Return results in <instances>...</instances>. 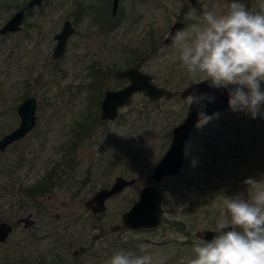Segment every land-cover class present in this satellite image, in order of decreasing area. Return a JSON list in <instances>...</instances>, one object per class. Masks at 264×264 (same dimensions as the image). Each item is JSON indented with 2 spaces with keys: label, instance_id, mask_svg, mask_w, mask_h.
<instances>
[{
  "label": "rangeland",
  "instance_id": "1",
  "mask_svg": "<svg viewBox=\"0 0 264 264\" xmlns=\"http://www.w3.org/2000/svg\"><path fill=\"white\" fill-rule=\"evenodd\" d=\"M27 1L0 0V26ZM111 2L43 0L26 10L19 29L0 33V137L19 123L18 104L36 98L34 126L0 150V220L12 223L0 242V264H106L121 249L189 264L194 245L205 240L194 231L213 228L223 199H250L264 187V106L255 118L229 106L203 126L198 121L180 171L149 178L185 115L179 92L193 81L164 37L176 20L182 29L202 24L205 10L225 14L233 0H119L114 14ZM243 2L264 11V0ZM65 19L76 30L55 59L54 33ZM130 65L173 95L152 100L135 92L117 117L100 120L104 88L124 85L127 79L114 72ZM118 174L134 182L107 199L104 210L88 209L85 199ZM249 177L259 184L249 187ZM146 183L162 193L159 225L112 230ZM29 184H39L41 193H24ZM28 212L34 224L16 222Z\"/></svg>",
  "mask_w": 264,
  "mask_h": 264
},
{
  "label": "clouds",
  "instance_id": "2",
  "mask_svg": "<svg viewBox=\"0 0 264 264\" xmlns=\"http://www.w3.org/2000/svg\"><path fill=\"white\" fill-rule=\"evenodd\" d=\"M202 24L178 29L170 38L179 61L193 85L227 89L232 111H245L255 118L264 106V11H249L243 0H233L225 14L205 10ZM191 107L200 105L198 127L212 117L202 110L215 97L193 91L183 99ZM218 115V114H217ZM259 184L254 178L244 181ZM223 211L215 218L211 241L193 247L189 264H264V187H256L251 198L243 194L226 196ZM231 229V230H228ZM106 264H166L159 254L137 255L123 249Z\"/></svg>",
  "mask_w": 264,
  "mask_h": 264
},
{
  "label": "water",
  "instance_id": "3",
  "mask_svg": "<svg viewBox=\"0 0 264 264\" xmlns=\"http://www.w3.org/2000/svg\"><path fill=\"white\" fill-rule=\"evenodd\" d=\"M43 0H28L21 8L14 13L0 26V33L4 34L8 31H15L21 27L22 20L27 9L34 5L40 4ZM119 0L112 1V13L116 12ZM184 22L176 20L173 22L164 37V42L169 43L171 36L178 29H182ZM76 28L71 21L66 19L61 28L54 33L55 44L52 49V56L57 59L65 51L68 37L74 33ZM115 75L126 78L127 82L117 88L106 87L100 100V120L113 119L118 116L119 108L130 102L135 92H142L152 100L158 98L170 97L173 91L165 86L155 83L152 74L144 71L137 65H130L117 69ZM199 93H206L215 97L211 103L204 101L206 107L202 110L206 115H210L216 111H220L229 107V93L227 89H216L209 87L208 82H202L199 85H193V81L184 86L179 95L186 98L193 89ZM36 98L34 95L26 96L17 106L19 114V123L0 137V150L4 149L10 142L24 136L36 123ZM201 111L200 105L193 104L191 107L187 105L184 117L177 122L171 129L169 143L150 173L149 178L154 181L161 180L165 175L176 174L184 165V145L188 136L191 134L195 125L198 123V112ZM135 177H126L118 174L114 177L109 186L97 188L84 201L85 206L93 212H99L106 208V201L114 194L123 190L126 186L134 182ZM162 193L158 187L152 183L144 184L140 190L136 200L121 213V223L111 225L112 230L121 227L142 228L155 227L159 225L162 217ZM58 214H55L57 217ZM16 222H23L24 226H30L35 222L32 213L16 218ZM12 230V224L6 220H0V242L4 241ZM231 230V229H228ZM194 235L210 240L216 235L212 232V228H201L194 231ZM74 255L78 253V248L73 247Z\"/></svg>",
  "mask_w": 264,
  "mask_h": 264
},
{
  "label": "trees",
  "instance_id": "4",
  "mask_svg": "<svg viewBox=\"0 0 264 264\" xmlns=\"http://www.w3.org/2000/svg\"><path fill=\"white\" fill-rule=\"evenodd\" d=\"M88 9V8H87ZM84 122H82L83 124ZM53 170H50L49 173H51ZM42 191V188L41 186H39V184H36V185H31L29 184V186H25L24 187V193H26L27 195H30V196H36L38 194H40Z\"/></svg>",
  "mask_w": 264,
  "mask_h": 264
},
{
  "label": "flooded vegetation",
  "instance_id": "5",
  "mask_svg": "<svg viewBox=\"0 0 264 264\" xmlns=\"http://www.w3.org/2000/svg\"><path fill=\"white\" fill-rule=\"evenodd\" d=\"M112 1H113V0H112ZM41 3H42V2H41ZM41 3H40V4H41ZM118 3H119V1H118ZM37 5H39V4H37ZM34 6H35V5H34ZM32 7H33V6H32ZM111 13H112V2H111ZM112 14H114V13H112ZM65 20H66V19H65ZM68 20H70V19H68ZM179 20H180V19H179ZM22 21H23V20H22ZM70 21H71L72 25L75 27V25L73 24L72 20H70ZM63 22H64V21H63ZM63 22H62V23H63ZM21 24H22V23H21ZM61 25H62V24H61ZM60 28H61V27H60ZM75 28H76V27H75ZM56 32H57V31H56ZM68 38H69V37H68ZM67 40H68V39H67ZM115 71H116V70H115ZM114 74H115V72H114ZM28 213H29V212H28ZM30 213H31V212H30ZM26 214H27V213H26ZM55 214H56V213H55ZM57 214H58V213H57ZM32 218H34V217H33V213H32ZM34 219H35V218H34ZM35 222H36V219H35ZM35 222H34V223H35ZM19 223L23 224V222H19ZM34 223H33V224H34ZM11 224H12V223H11ZM31 225H32V224H31ZM31 225H30V226H31ZM23 226H24V225H23ZM25 227H27V226H25ZM212 239H213V238H212ZM212 239H210V240H212ZM210 240H208V241H210Z\"/></svg>",
  "mask_w": 264,
  "mask_h": 264
}]
</instances>
